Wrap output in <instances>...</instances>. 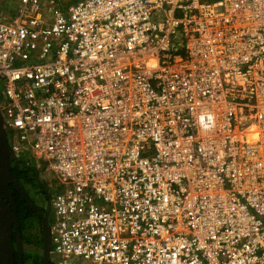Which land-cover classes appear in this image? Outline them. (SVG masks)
I'll use <instances>...</instances> for the list:
<instances>
[{
    "label": "built area",
    "instance_id": "2783aa9c",
    "mask_svg": "<svg viewBox=\"0 0 264 264\" xmlns=\"http://www.w3.org/2000/svg\"><path fill=\"white\" fill-rule=\"evenodd\" d=\"M0 113L53 264H264V0H0Z\"/></svg>",
    "mask_w": 264,
    "mask_h": 264
},
{
    "label": "water",
    "instance_id": "95a60500",
    "mask_svg": "<svg viewBox=\"0 0 264 264\" xmlns=\"http://www.w3.org/2000/svg\"><path fill=\"white\" fill-rule=\"evenodd\" d=\"M15 162H18V158L8 143L4 120L0 113V264H24L20 222L12 189L26 202L28 208L38 212V216L41 217L42 264H50L49 207L44 213L39 211L12 171V164Z\"/></svg>",
    "mask_w": 264,
    "mask_h": 264
},
{
    "label": "trees",
    "instance_id": "16d2710c",
    "mask_svg": "<svg viewBox=\"0 0 264 264\" xmlns=\"http://www.w3.org/2000/svg\"><path fill=\"white\" fill-rule=\"evenodd\" d=\"M17 158L18 162L12 164V171L19 179L22 187L26 189L25 186L27 184L31 185L32 183L30 178L32 174L31 170L34 169L36 173H39V170L36 168L35 163H33L34 168L32 167L29 169L28 165H26V162H21L19 157ZM12 191L15 202L19 207L18 213L20 218L24 213L26 206L24 201L20 198L19 194L14 189H12ZM40 226L41 224L38 218L31 210H29L28 215L24 218L23 223L20 222L24 264H42V232ZM34 250H38L39 252H36Z\"/></svg>",
    "mask_w": 264,
    "mask_h": 264
},
{
    "label": "flooded vegetation",
    "instance_id": "af4514ba",
    "mask_svg": "<svg viewBox=\"0 0 264 264\" xmlns=\"http://www.w3.org/2000/svg\"><path fill=\"white\" fill-rule=\"evenodd\" d=\"M27 163V164H26ZM26 165H28V168H32L34 165L32 162L30 161H26ZM36 166V165H35ZM34 168V167H33ZM37 168V167H36ZM35 170H31L32 174L30 176L31 178V181H32V186L33 188L35 189L36 187H34V184L33 182L34 181H37L38 182V185H39V192L36 193L35 197H30V199L33 201V203L38 207L39 211H41L42 213H44L46 211V209L49 207V213H50V209H51V201H52V198H53V195L55 194H51L50 191L47 189L46 187V184L43 183L44 181L41 179L40 177V173H36V171L34 172ZM27 186H25L26 188ZM26 191V189H25ZM13 192V191H12ZM39 198L42 199V201H45V204H46V207L42 204H40L38 201H39ZM24 201V200H23ZM25 203V206H26V209L24 211V213L22 214V216L19 218V213H18V210H19V207L17 206L16 204V207H17V214H18V219H19V222L23 223L24 221V218L28 215V212L29 210H31L30 208H28V206L26 205V202L24 201ZM32 211V210H31ZM34 213V215L38 218L41 226V232H43V228H42V219L41 217L38 216V212H35V211H32ZM48 223L50 224L49 222V214H48ZM17 261V260H16ZM24 263V262H23ZM51 264V263H50Z\"/></svg>",
    "mask_w": 264,
    "mask_h": 264
},
{
    "label": "rangeland",
    "instance_id": "374dc122",
    "mask_svg": "<svg viewBox=\"0 0 264 264\" xmlns=\"http://www.w3.org/2000/svg\"><path fill=\"white\" fill-rule=\"evenodd\" d=\"M19 159L21 160V162L30 161L32 163H35V160L32 159L31 152L28 151V150L27 151H21L19 153ZM43 183L46 184V187L50 191L51 194H54L55 192H59V191L62 190L61 185L58 184V182L55 181L54 179H52V180H50L48 182H43ZM33 184H34V187H36L35 189L33 188L32 183H31V185H29V184L26 185L27 186L26 187V191H27V194L30 197H35L36 193H38L39 190H40L37 181H34ZM38 202L46 207L45 201H42L41 198H39V201ZM54 218H55L54 217V211H53V208L51 207L50 213H49V222H50L49 226L54 222ZM35 227H37V226H35ZM34 251L39 252L38 250H34ZM54 260H55V255L52 253L50 255V263L53 264Z\"/></svg>",
    "mask_w": 264,
    "mask_h": 264
}]
</instances>
